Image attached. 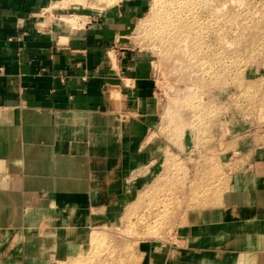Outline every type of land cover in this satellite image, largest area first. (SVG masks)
<instances>
[{
    "label": "crops",
    "instance_id": "obj_1",
    "mask_svg": "<svg viewBox=\"0 0 264 264\" xmlns=\"http://www.w3.org/2000/svg\"><path fill=\"white\" fill-rule=\"evenodd\" d=\"M124 1L59 23L48 10L87 2L0 0V264L71 257L161 158L153 83L119 48L143 4ZM182 235L167 251L147 246L142 264L264 253V181L235 174L221 205L193 212Z\"/></svg>",
    "mask_w": 264,
    "mask_h": 264
},
{
    "label": "rangeland",
    "instance_id": "obj_2",
    "mask_svg": "<svg viewBox=\"0 0 264 264\" xmlns=\"http://www.w3.org/2000/svg\"><path fill=\"white\" fill-rule=\"evenodd\" d=\"M122 1L74 0L87 4L48 10L45 16L60 23ZM141 2L119 48L126 57L131 54V63L140 58L153 83L151 138L161 158L145 168L140 185L126 192L114 218L99 223L88 243L55 264H142L151 244L157 251L181 246L189 216L220 206L235 174L264 181V0ZM168 6L181 10L196 31L185 43L167 41L181 47L177 54L168 52L174 60L162 53L167 42L157 34ZM168 110L185 121L183 130L170 136ZM240 264H264V253Z\"/></svg>",
    "mask_w": 264,
    "mask_h": 264
},
{
    "label": "bare ground",
    "instance_id": "obj_3",
    "mask_svg": "<svg viewBox=\"0 0 264 264\" xmlns=\"http://www.w3.org/2000/svg\"><path fill=\"white\" fill-rule=\"evenodd\" d=\"M71 1H74V0H71ZM185 7H187L186 4H183V8H185ZM176 11H174L173 7H171V6L166 7L165 12L161 15L160 20L158 22L159 23L158 24L159 27L157 29V34H158L159 38H161L165 42H167L168 40H170V41L179 42V43L182 44V43H185L189 38H191V36H192V34H194V32L196 33V31L194 30V26L195 25L190 24V22L188 21V19L187 20H184L183 19L184 16H183V12L181 10H179L177 8ZM65 20L67 21V19H65ZM70 20L71 21H67L69 24H75L76 21H78V17L71 18ZM169 37H171V39H169ZM192 39L193 38H191V40ZM182 40L184 42H182ZM170 41L167 42V44H164V42L161 44V48H163L162 53L165 55V57L168 56V58H170V56H171V55L169 56L168 52L169 53L172 52V51H174L175 53L177 51L179 52L178 49L180 47V45H177L176 48H173L172 47V44H169ZM159 45H160V43H159ZM174 56L172 57L173 58L172 60H174L176 58V55H174ZM182 65L183 64H181V66H178V68H176V70L179 69V70H177V72H179L181 70ZM190 104H192V103H190ZM192 105L189 106V107H192ZM193 106H195V105H193ZM178 110H176V111H178ZM175 113H177V112H175V111L173 112L172 110H168V113H167V119L166 120H167V124L170 126L169 127L170 134H167V135H169V136L171 135V133H175V132L182 131L183 130V126L185 124V121L183 119H181V117L179 116V114L177 113L178 114L177 115ZM195 122H197V121H195ZM196 124H195V126L193 125L195 129L198 127V124L197 125Z\"/></svg>",
    "mask_w": 264,
    "mask_h": 264
}]
</instances>
